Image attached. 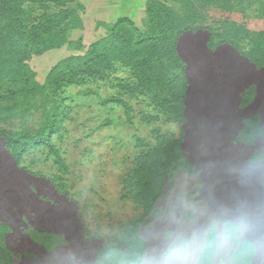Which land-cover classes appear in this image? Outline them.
<instances>
[{
	"label": "rangeland",
	"instance_id": "rangeland-1",
	"mask_svg": "<svg viewBox=\"0 0 264 264\" xmlns=\"http://www.w3.org/2000/svg\"><path fill=\"white\" fill-rule=\"evenodd\" d=\"M146 1L20 0L24 19L73 10L56 33L64 42L24 61L34 80L43 85L62 60L77 62L118 18L130 19L131 34L143 32ZM230 4L197 11L201 20L177 42L187 82L183 120L166 101L134 89L135 75L119 60L102 79L45 87L27 101L15 90L8 97L12 84L0 76V219L9 225L13 264H248L247 240L249 264H264L258 239L229 210H245L252 182L264 184V0ZM8 54L0 53V69ZM45 110L56 116L50 142L59 161L46 144L25 147L16 161L4 136L36 134ZM160 135L179 140L190 165L165 173L149 208L129 177Z\"/></svg>",
	"mask_w": 264,
	"mask_h": 264
},
{
	"label": "trees",
	"instance_id": "trees-1",
	"mask_svg": "<svg viewBox=\"0 0 264 264\" xmlns=\"http://www.w3.org/2000/svg\"><path fill=\"white\" fill-rule=\"evenodd\" d=\"M170 1H175L177 6L165 5L159 0L146 1L147 21L143 32L137 29V32L131 34L127 26L132 22L127 17L105 24L109 34L95 42L85 52L86 57H76L77 62L62 60L52 68L46 83L38 85L33 72L24 61L32 54H41L64 42V38L60 39L56 33L62 30L59 27L60 22L73 10L63 9L42 13L33 20L31 17L24 19L20 0H0V23L4 21L0 24V53L9 52L2 58L7 64L5 68L0 69V76L8 75L7 80L12 84L7 91L8 97H15V90L19 95L16 98L27 101L45 87L56 91L64 85L83 84L86 79H102L112 69L113 61L119 60L135 75L137 83L134 89L145 91L157 104L166 101V104H169V112L183 120V99L187 82L184 76V61L177 51V42L183 33L194 29L196 21L201 20L202 13L198 15L197 11L200 12L213 3L220 4L225 10H232L235 5L230 4L231 0ZM53 33L55 34L51 37ZM263 35L264 33L259 44L261 55L264 54ZM126 88L132 91L129 86ZM44 115L45 123L36 134L24 130L4 136L7 149L16 161H19L25 147L36 144H46L59 161L57 151L50 142V137L56 130V116L48 110L44 111ZM159 138L158 145L147 148L136 157L135 167L129 177V184L135 192L134 197L149 208L154 199L151 194L154 196L160 189L165 173L178 165H190L182 156L179 140H173L166 135H160ZM8 231L9 225L0 219V264H13V252L5 243V234ZM244 246L248 249L245 258L247 257L249 264L252 242L247 240Z\"/></svg>",
	"mask_w": 264,
	"mask_h": 264
},
{
	"label": "bare ground",
	"instance_id": "bare-ground-1",
	"mask_svg": "<svg viewBox=\"0 0 264 264\" xmlns=\"http://www.w3.org/2000/svg\"><path fill=\"white\" fill-rule=\"evenodd\" d=\"M219 194L222 200L228 202L227 188H221ZM229 210L231 215L240 219L258 239L264 254V184L259 181L252 182L245 210L237 209L233 204Z\"/></svg>",
	"mask_w": 264,
	"mask_h": 264
},
{
	"label": "flooded vegetation",
	"instance_id": "flooded-vegetation-1",
	"mask_svg": "<svg viewBox=\"0 0 264 264\" xmlns=\"http://www.w3.org/2000/svg\"><path fill=\"white\" fill-rule=\"evenodd\" d=\"M242 97H243V96H242ZM242 97L240 98L239 103L242 101Z\"/></svg>",
	"mask_w": 264,
	"mask_h": 264
},
{
	"label": "crops",
	"instance_id": "crops-1",
	"mask_svg": "<svg viewBox=\"0 0 264 264\" xmlns=\"http://www.w3.org/2000/svg\"><path fill=\"white\" fill-rule=\"evenodd\" d=\"M238 52V51H237ZM238 54V53H237ZM240 55V54H239ZM246 87H248V84H247V86Z\"/></svg>",
	"mask_w": 264,
	"mask_h": 264
}]
</instances>
